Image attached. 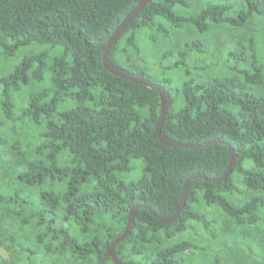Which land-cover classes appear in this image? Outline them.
I'll return each mask as SVG.
<instances>
[{
    "label": "trees",
    "instance_id": "trees-1",
    "mask_svg": "<svg viewBox=\"0 0 264 264\" xmlns=\"http://www.w3.org/2000/svg\"><path fill=\"white\" fill-rule=\"evenodd\" d=\"M140 2L0 0V264H115L134 207L171 217L227 173L226 145H164L159 92L105 69ZM109 58L170 94L165 136L238 154L173 223L139 209L118 257L264 264V0H151Z\"/></svg>",
    "mask_w": 264,
    "mask_h": 264
},
{
    "label": "water",
    "instance_id": "water-1",
    "mask_svg": "<svg viewBox=\"0 0 264 264\" xmlns=\"http://www.w3.org/2000/svg\"><path fill=\"white\" fill-rule=\"evenodd\" d=\"M150 2H151V0H141V2L138 4V6L135 7L131 12H129V14L123 20L121 25L117 28V30L111 36L107 45L104 48L103 64H104L105 69L115 76H118L120 78L135 82L137 84H141L143 86H146L152 90H156L159 92L160 97H161V115H160L159 123L157 125V134H158L160 141L164 145L169 146V147H173V148H181V149L200 151V150H203V149H205L208 146H211L213 144H224L229 148L231 159H230L229 169H228L227 173L222 178L209 179L201 173H198V174H195V175L189 177L185 182L184 193H183V196L181 199L180 206L177 209L176 213L171 217H165V216L157 215L151 209L146 208L144 206L134 207L130 211L129 224L127 226V229L125 230V232L123 233V235L120 238H118L113 244H111L107 248V252L115 264H126L118 257L117 252H116V247L118 244L123 242L130 235L132 230L135 228L134 219H135V216H136L139 209L145 208V209L150 210L152 212V214L155 215L164 224L173 223L178 218V216L183 211V209L186 205L188 187L191 184V182L195 179H198V178L204 179L207 182L212 183V184H220L222 182H225L228 179L230 173L232 172V170L235 166L237 157H238V154L235 151V149L232 148V146L229 143L223 142L221 140H214V141L208 142L206 144H202V145H193V144H182V143L174 141V140L168 138L167 136H165L162 132V126H163V124H164V122H165V120L169 114L170 108H171L172 99H171L170 94L164 88H162L156 84H153L150 80H148L144 76H142L140 74H135L129 70H126L122 67H119L110 60L109 52H110L111 48L115 45L117 40L123 35V33L126 30V28L128 27V25L149 5Z\"/></svg>",
    "mask_w": 264,
    "mask_h": 264
},
{
    "label": "rangeland",
    "instance_id": "rangeland-1",
    "mask_svg": "<svg viewBox=\"0 0 264 264\" xmlns=\"http://www.w3.org/2000/svg\"><path fill=\"white\" fill-rule=\"evenodd\" d=\"M30 49H31V54H32V53H34L32 51L40 52L43 50H49L50 48H48L47 46H42V47L31 46V48H27L24 51H29ZM22 51H23V49H22ZM59 53H60L59 48H51L50 52H49V56L51 58V57L57 56ZM18 61H20V60H18L17 56H14L10 59H7L3 56H0V76L7 71L9 72L10 68L12 66L16 65L18 63ZM48 62H49V60H48ZM138 176H139V173H138V169H137L129 177L131 180H136L138 178ZM186 237H188V236H186ZM0 255L7 257L8 253L4 248L0 247Z\"/></svg>",
    "mask_w": 264,
    "mask_h": 264
}]
</instances>
